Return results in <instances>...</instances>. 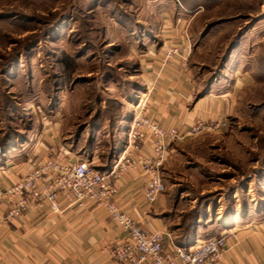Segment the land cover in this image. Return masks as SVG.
I'll return each mask as SVG.
<instances>
[{"label":"rangeland","instance_id":"rangeland-1","mask_svg":"<svg viewBox=\"0 0 264 264\" xmlns=\"http://www.w3.org/2000/svg\"><path fill=\"white\" fill-rule=\"evenodd\" d=\"M187 38L186 65L230 111L201 119L226 125L180 157L170 189L194 203L179 222L264 243V0H0V173L61 147L111 165L147 95L144 64Z\"/></svg>","mask_w":264,"mask_h":264},{"label":"crops","instance_id":"crops-1","mask_svg":"<svg viewBox=\"0 0 264 264\" xmlns=\"http://www.w3.org/2000/svg\"><path fill=\"white\" fill-rule=\"evenodd\" d=\"M158 58L151 57L143 69L149 118L164 127L183 129L197 120H214L227 115L230 111L227 93L218 94L213 85L207 86L206 83L202 87L201 77L194 74L189 65L182 66L179 58L166 67L158 66ZM200 140L188 139L172 145L160 171L167 189L151 204L144 201L146 178L141 171L123 175L116 181L118 194L115 199L120 209L141 227L161 232L165 247L177 245L182 230L179 222L182 200L194 203L193 198L184 192L176 193L170 188L181 185L175 178L180 157L192 154L188 147L194 145L197 148ZM150 147V141L146 140L141 152L148 155ZM54 158L78 161L82 157H76L61 147ZM100 164L92 167L96 169ZM27 170L18 165H6L0 173V187L19 181ZM6 212L7 206L0 203V264H118L106 250L125 235L108 213L92 201H86L80 207L63 203L58 213L47 209L32 210L4 224L2 218ZM212 228H192V245L206 239L201 237L203 231ZM228 229L223 226L220 231L213 229L215 234L226 236L224 257L218 264H264L263 242H258L254 235H247V230L241 227H235L231 232H227Z\"/></svg>","mask_w":264,"mask_h":264},{"label":"built area","instance_id":"built-area-1","mask_svg":"<svg viewBox=\"0 0 264 264\" xmlns=\"http://www.w3.org/2000/svg\"><path fill=\"white\" fill-rule=\"evenodd\" d=\"M179 47L165 50L162 66L179 58L186 65L184 52ZM187 45V46H186ZM183 52V53H181ZM147 97L140 100L129 125L127 144L106 171L93 168L87 160L58 161L48 157L32 165L17 182L0 187V203L7 206L2 223H11L32 210L47 209L58 213L62 204L82 206L92 201L103 208L124 237L107 248L108 256L118 264H218L224 257V235L199 240L188 249L174 244L164 246V235L141 227L116 202V181L123 175L141 171L146 178L144 201L153 203L165 192L161 168L166 163L172 145L225 127L222 120H197L183 129L164 127L148 117ZM150 141V153L141 152L143 143Z\"/></svg>","mask_w":264,"mask_h":264},{"label":"trees","instance_id":"trees-1","mask_svg":"<svg viewBox=\"0 0 264 264\" xmlns=\"http://www.w3.org/2000/svg\"><path fill=\"white\" fill-rule=\"evenodd\" d=\"M110 168V165L106 166V168L103 167H97L96 169L100 171H106ZM195 226L193 224H187L185 227H182L180 236L177 241V246L182 247L184 249H188L190 246H192V243L190 242L194 236V232L192 228ZM207 239V238H206Z\"/></svg>","mask_w":264,"mask_h":264}]
</instances>
